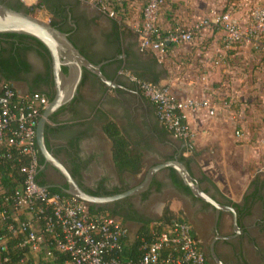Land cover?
I'll use <instances>...</instances> for the list:
<instances>
[{"label":"crops","instance_id":"crops-1","mask_svg":"<svg viewBox=\"0 0 264 264\" xmlns=\"http://www.w3.org/2000/svg\"><path fill=\"white\" fill-rule=\"evenodd\" d=\"M36 1L32 0L33 3ZM76 1L89 9L96 24H101L97 6L88 0ZM145 1L128 0L133 9L125 14L118 11L119 17L127 16L123 24L118 17H112L119 27V67L145 80L168 85L181 98L210 93L218 102L219 114L209 117L201 112H188V120L195 133L191 140L175 138L157 118L154 104L143 95L145 102L135 107L136 123L132 127L125 119L109 116L104 124L116 121L130 145L142 153L144 168L139 174H120L117 171L112 156V141L104 132L103 123L97 126L96 137H89L85 142V148L92 157V169L86 174L67 166V157L77 164L78 153L68 150L63 145L65 140L62 137L52 139L48 135L50 145L56 147L54 154L70 171L76 173L75 178L88 192H97L99 195L122 193L128 183L141 181L151 166L178 157L205 192L217 202H228L233 206L239 226L249 236L242 242L233 241L237 258L230 250L222 248L226 260L230 264H264V55L260 50L247 46L226 49L222 40L224 31L214 29L207 31L204 39L195 44L170 43L168 60L160 61L154 52L140 49L138 35L129 25L139 19V10ZM40 2L38 0L36 3L39 9L46 7L51 13V20H59L61 16L55 15L47 6H39ZM244 3V0H167L160 12L159 26L164 30L174 26L188 28L199 17L208 15L213 8L229 7L231 4L236 5L233 17L247 24V7ZM7 45L6 39L0 40V49ZM30 45L36 50L33 42ZM21 81L15 79L16 88L22 86L23 92L18 91L29 93ZM123 81L134 84L126 75H123ZM1 82L0 75V94ZM109 95L114 96V93ZM60 110L55 113L58 118L52 124V119L49 121L50 127L55 130L62 131L84 121L75 118L67 110ZM239 129L244 132L242 136L236 135ZM141 193L128 199V203L133 207H153V225L161 223L168 208L176 218L192 226L203 249L201 239L212 213L206 208L210 203L195 196L173 168L158 171L150 187ZM241 194L240 200L235 199ZM176 207L179 208L175 210ZM222 210V229L229 232L234 216L229 213L231 210ZM125 225L131 238L132 224L125 222ZM134 225L137 226L136 234L141 225L136 222ZM259 249H262L261 253H258ZM237 259L241 261L236 263Z\"/></svg>","mask_w":264,"mask_h":264},{"label":"built area","instance_id":"built-area-1","mask_svg":"<svg viewBox=\"0 0 264 264\" xmlns=\"http://www.w3.org/2000/svg\"><path fill=\"white\" fill-rule=\"evenodd\" d=\"M88 1L111 17L119 16L112 0ZM166 2L146 0L139 10V19L130 23L138 35L140 49L154 52L160 61L168 60L170 43L195 44L214 29L224 31L226 49L247 46L264 52V4L253 5L244 0L247 24L233 17L236 5L231 4L213 8L191 27L164 30L159 26V16ZM122 73L154 104L157 118L175 138H194L188 112L209 117L219 114L218 102L210 93L181 98L168 85L145 80L127 69ZM49 102L42 92L20 93L10 83L1 84L0 145L15 148L30 162L21 168L26 174L23 187L16 189L0 207V219L7 233L0 235V246L7 249L8 238L18 239L17 246L25 251L18 264H209L192 226L184 221H174L152 241L144 243V255L138 262H125L119 253L124 251L129 229L119 216L93 215L85 201L70 194H51L36 181L42 167L36 127ZM243 134L240 129L236 131L237 136ZM56 254L66 255L65 260L58 261Z\"/></svg>","mask_w":264,"mask_h":264},{"label":"flooded vegetation","instance_id":"flooded-vegetation-1","mask_svg":"<svg viewBox=\"0 0 264 264\" xmlns=\"http://www.w3.org/2000/svg\"><path fill=\"white\" fill-rule=\"evenodd\" d=\"M0 1H3V3L9 6H16L18 4V0ZM40 1H44L47 7L54 11L55 15H58V17L61 16L59 20L54 18L51 21H54L59 28L69 34L71 40L75 42L80 50H83L84 55L89 58V60L95 64H101V70L105 77L117 84L115 87L109 85L95 72L86 69L79 88V93L69 104L62 108L63 110L71 112L75 118L84 121L66 127V129H63L62 131L54 129L53 132H49L50 138L53 139L54 137L59 139L62 137V139L65 140V144L63 145L68 150L78 153L79 161L77 164L74 163L72 158L67 157V160L69 161L67 162V166L71 169L77 168L82 174H86V172L92 169V157L89 150L85 148V142L89 137H96L98 133L97 126H100L102 123L104 124L109 116H114V118L117 119H125L124 121L132 127L133 124L136 123L135 107L139 103H144L145 99H142L140 95L142 93L136 84L131 85L123 81V68L119 67V59L121 55L119 27L107 12L98 7V10L100 11L96 10V12L100 13L98 16L102 22L101 24H96L94 21L95 19L91 17L89 9L80 1ZM1 39L4 38L0 37V40ZM9 40L12 44L15 43L16 48L13 45L8 44L5 47L6 49L2 52V55L8 58L15 49L17 63H20V66L18 65V68L15 70L17 72L15 76H19V79L23 80L21 83H24L26 91L42 90L55 95L53 73V86H50L48 83L49 75L47 61L49 58L51 59L49 52L48 54H45V51L41 49L44 53L41 54L37 52L38 46H36V50L33 47H26L27 45L24 46L23 43L15 37H10ZM33 43L35 44L36 42L34 41ZM22 61L28 62V67L22 65ZM110 93H114V96L109 95ZM57 113H59V111ZM55 118H58V116L56 117V114L52 116L51 124ZM51 147L55 152L56 147L54 145ZM44 171V179L48 182V186L64 188L66 184L65 180L57 170L47 164ZM48 172H51L54 175L53 178H46ZM143 179L138 182L128 183L125 191L139 185ZM140 194L142 193L127 198L131 199ZM219 203L224 206H232L228 202L221 201ZM207 206L208 207L206 208L212 210V213L208 217V226L204 231V235L202 234L201 240L208 263L210 261L211 264H217L211 253L213 246L217 257L225 264H230L228 260H226L224 256L226 253L222 251V248L230 250L236 255L237 249L233 244V241L242 242L243 240L249 239V236L240 226L236 229L234 222L231 224V231H223L222 220L224 211L222 209H217L211 203L210 205L207 204ZM202 208L203 207H201V209ZM120 209L123 215H131L132 217H135L136 213L139 216L148 217L146 211H144L142 207H120ZM219 211L222 212L220 213L221 216L218 215ZM229 213L232 215V212ZM126 223L133 224L135 222L127 220ZM261 252L262 249H259L258 253ZM235 258H237V255ZM238 261L241 260L237 259L236 263H238Z\"/></svg>","mask_w":264,"mask_h":264},{"label":"water","instance_id":"water-1","mask_svg":"<svg viewBox=\"0 0 264 264\" xmlns=\"http://www.w3.org/2000/svg\"><path fill=\"white\" fill-rule=\"evenodd\" d=\"M8 33L36 38L47 48L50 54L55 95L46 106L37 123L36 140L39 151L44 158V165H42L41 170H44L47 164L57 170L67 184V187L62 188L66 193L85 201L87 204L111 203L147 190L158 171L164 168H173L184 183L190 187L195 196L211 203L217 209L231 210L234 216V226L236 229L239 228L236 210L232 206L221 205L205 192L201 188L198 180L191 174L188 167L178 157L149 168L144 175L143 181L139 185L122 193L95 195L88 192L73 176L66 164L48 147L46 127L52 116L62 107L69 104L79 93L86 69L95 72L109 85L115 87L117 84L107 79L101 70V64H95L89 60L73 43L69 34L61 30L57 25H54L52 21H44L35 14L28 13L25 9L18 10L0 1V34ZM140 95L143 97L142 94ZM211 253L217 264H225L217 257L213 246Z\"/></svg>","mask_w":264,"mask_h":264},{"label":"trees","instance_id":"trees-1","mask_svg":"<svg viewBox=\"0 0 264 264\" xmlns=\"http://www.w3.org/2000/svg\"><path fill=\"white\" fill-rule=\"evenodd\" d=\"M228 1L232 2L234 0H228ZM39 6L44 7L47 5L43 1L40 2ZM112 6L115 11L117 12L120 11L123 14H125L124 12H128L129 10L133 9L130 3H128V0H112ZM11 7L18 10L25 9L28 13H32L33 11V6L25 7L24 3L21 1H18V4L16 6H11ZM122 8H124L123 11ZM52 23L56 25L54 21H52ZM0 37L6 39V43L13 45L15 48H16L15 43L12 44L9 40L10 37L17 38L18 40H20L21 43H23L24 46L27 45L26 47H32L30 44L35 41L36 42L35 45L39 47L38 48L39 52L41 54L44 53L48 54L47 48L36 38L27 35L11 34V33L0 34ZM73 43L75 44V42ZM5 49H6L5 47L3 48L1 47L0 49L1 50L0 75L2 80L1 84L4 82L10 83L11 85H13L15 90L19 92L14 82L15 79H19V76H15L17 73L15 70L16 68H18V65L20 66V63H17V59H16L17 54L15 52V49L8 58L2 55V52ZM41 49L44 50L45 52L43 53ZM81 52L84 54L83 50H81ZM260 53L264 55L263 51H261ZM22 65L28 67V62L22 61ZM51 69H52L51 59L49 58V60L47 61V70L49 75L48 83L50 86H53ZM64 70L67 71L66 68H64ZM35 91L42 92L49 98V100H51L54 96L53 93H47L41 90H35ZM35 91H30L29 93H33ZM17 100L18 99H16V101ZM103 129L104 132L109 136V138L112 141V156L117 171L120 174H123L125 172L131 174L141 173L144 168L142 153L138 149L130 145L128 138L123 134L118 123L116 121H109L106 124H104ZM53 131L54 128L50 127V125L48 124V126L46 127V137H47V144L50 149H52V147L48 140V135L49 132H53ZM36 147L38 149L39 163L40 165H43L44 158L42 157L39 151L37 143H36ZM7 154H9L10 156H8ZM29 162H30V158L28 156L21 155L20 153H18V151H16L15 148L7 147L5 145H0V207L3 206V204L5 203V199L7 197L14 194L16 189L23 187L26 179V174L21 170V168L24 165H27ZM44 172H45L44 170L39 169V172L36 176V181L40 185L47 187V190L51 194L58 193L61 195H68V193H66L62 188L48 186V182H46V180L44 179ZM71 173L73 174L74 177H76L75 172L71 171ZM64 187H67V184H65ZM91 193L99 195V193L97 192H91ZM104 195H112V193H105ZM127 203H128V198H125L122 200H118L106 204L90 203L88 204V207L90 213L93 215L108 213L110 215L119 216L120 218H122L123 222H126L127 220L129 221L131 220L141 225L133 239L129 237L125 240L124 251L121 254L119 253V257L122 258L125 262L127 261L138 262L144 255V250L142 249V245L144 243L152 241V239L158 233L164 231L168 225L172 224L174 221H182V219L176 218V216H174V214L167 208L163 217L161 218L162 220L161 223L160 224L156 223L155 225H153L152 224L153 220L143 216H139L136 213H135V217H132L131 215H123L120 207H133L132 204L130 203L127 204ZM2 234L6 235L7 233L4 230L3 223L0 219V235ZM18 242H19L18 239L8 238L6 241L7 249H3V246H0V264H18V260L25 252L24 249H21L20 247L17 246ZM56 255L58 256V261H63L66 258V255L64 254H56Z\"/></svg>","mask_w":264,"mask_h":264},{"label":"rangeland","instance_id":"rangeland-1","mask_svg":"<svg viewBox=\"0 0 264 264\" xmlns=\"http://www.w3.org/2000/svg\"><path fill=\"white\" fill-rule=\"evenodd\" d=\"M18 1H20V0H18ZM21 1H23V0H21ZM250 1H252V4L253 5H256V4L257 5H262V4H264V0H250ZM23 2H24V4L26 6H28V5H31V6L33 5L34 6V4L35 5H36V3L38 4V0L35 3H33L32 0H24ZM33 8H34V10L32 11V14H35L36 16H38L40 19H42L44 21H48V22L51 21V13L46 9V7L39 9L40 7H38L36 5ZM126 17H122L121 18V17L118 16L119 22L121 24H123L126 21ZM129 25H131V24L129 23ZM17 88L21 92H23V90H24L22 86H19V87L17 86ZM141 107H142V109L144 108V106H141ZM53 176L54 175L51 172H48L46 174V178H50L51 179V178H53ZM241 197H242V194L241 195H237V197L235 199L240 200ZM142 208H143L144 211H146V215L148 216L147 218L153 220V207H142ZM178 208L179 207H176L174 209L176 210ZM248 225H250V224H248ZM130 227H131V232H133L131 234V236H132L131 238L133 239L134 238V235H135V231L137 230V226L134 225V223H133L132 225H130Z\"/></svg>","mask_w":264,"mask_h":264}]
</instances>
